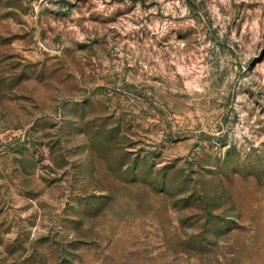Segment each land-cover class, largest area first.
<instances>
[{"label": "rangeland", "instance_id": "rangeland-1", "mask_svg": "<svg viewBox=\"0 0 264 264\" xmlns=\"http://www.w3.org/2000/svg\"><path fill=\"white\" fill-rule=\"evenodd\" d=\"M0 264H264V0H0Z\"/></svg>", "mask_w": 264, "mask_h": 264}, {"label": "trees", "instance_id": "trees-1", "mask_svg": "<svg viewBox=\"0 0 264 264\" xmlns=\"http://www.w3.org/2000/svg\"><path fill=\"white\" fill-rule=\"evenodd\" d=\"M161 183L165 186L166 181L163 180ZM202 194H203L202 197H198V198H196V202H198V203H200L201 205L205 206V209H206V210H207V208H208V213H211V212H210V211H211V206H210V203H211V202H208V196H207L206 192H205V194H204V193H202ZM210 215H211V214H210Z\"/></svg>", "mask_w": 264, "mask_h": 264}]
</instances>
